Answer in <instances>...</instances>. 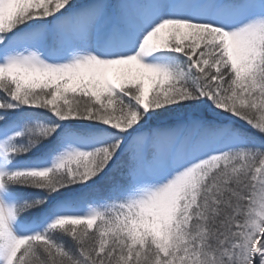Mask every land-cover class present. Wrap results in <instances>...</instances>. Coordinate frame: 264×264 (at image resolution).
Instances as JSON below:
<instances>
[{
    "label": "rangeland",
    "instance_id": "374dc122",
    "mask_svg": "<svg viewBox=\"0 0 264 264\" xmlns=\"http://www.w3.org/2000/svg\"><path fill=\"white\" fill-rule=\"evenodd\" d=\"M61 1L0 0V71L6 69L19 86L17 93L43 86L54 89L58 100L67 91L80 90L114 93L133 88L145 95L155 83L194 78L197 63L183 52L186 48L194 54L195 43L203 37L189 31L190 22L197 21L214 29L209 37L213 58L219 61L226 56L238 73L256 69L263 60L264 0H238L235 8L225 0H93L65 15L58 5ZM53 4L57 6L51 10L58 12L46 13ZM20 14H31L29 22L35 27L14 31ZM171 41L177 49L169 48ZM25 120L33 122L25 117L0 125V264H12L24 245L35 242L59 219L114 213L110 219L116 217L124 224L122 230L135 244L143 249L150 248L147 242L151 247L161 244L168 251L169 241L185 228L179 214L197 200L207 173L247 140L240 130L225 124L199 139L207 129L197 118L161 130L145 129L127 140L122 137L118 151L105 152L111 157H104L103 175L122 151L129 154L130 184L103 195L92 188L90 194L66 198L43 217L25 221L18 210L21 197L7 186L5 176L24 169L40 171L68 158L75 163L82 160L85 174H92L93 163L84 159L110 138L90 127L72 128L52 155L18 164L9 157V141ZM93 179L88 182L94 184ZM252 204L244 249L249 264H264V168Z\"/></svg>",
    "mask_w": 264,
    "mask_h": 264
},
{
    "label": "trees",
    "instance_id": "16d2710c",
    "mask_svg": "<svg viewBox=\"0 0 264 264\" xmlns=\"http://www.w3.org/2000/svg\"><path fill=\"white\" fill-rule=\"evenodd\" d=\"M82 1L62 0L58 5L64 7V14ZM225 2L232 8L239 3ZM54 6L46 13H57L51 10ZM30 15L20 14L14 31L34 27ZM188 26L189 31L203 36L195 43L194 54L186 48L183 52L194 65L197 63L194 78L155 83L145 95L133 88L114 93L80 90L67 91L58 100L54 89L43 86H30L17 93L19 86L6 69L0 71V125L25 117L33 120H25L24 127L9 141V157L14 163L31 164L52 155L64 133L72 128L90 127L111 136L84 159L86 164L93 163L91 177L85 174L82 160L75 163L70 158L51 162L40 171L24 169L5 176L7 186L21 197L18 210L25 221L43 217L66 198L90 194L92 188L103 195L130 184L128 153L121 151L114 166L103 175L107 167L104 157H111L105 152L118 151L117 142L122 137L127 140L145 129L161 130L197 118L207 129L199 139L205 138L204 134L209 137L211 129L223 124L240 130L247 138L240 150L207 173L197 200L180 212L185 228L174 234L168 251L161 244L151 247L147 242L148 249L135 244L122 230L125 225L116 217L110 219L114 213L110 217L59 219L35 242L24 245L12 264H249L243 235L264 168V116L260 114L264 110V55L256 69L238 73L226 56L219 61L213 58L209 37L214 29L200 21ZM168 44L170 49L178 48L172 41ZM254 99L256 105L252 104ZM93 178L94 184L88 182Z\"/></svg>",
    "mask_w": 264,
    "mask_h": 264
}]
</instances>
